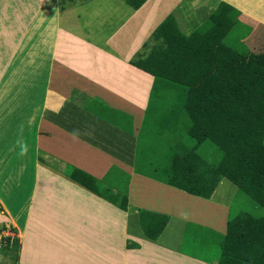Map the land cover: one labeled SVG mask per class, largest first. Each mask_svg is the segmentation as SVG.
<instances>
[{
    "label": "crops",
    "instance_id": "crops-1",
    "mask_svg": "<svg viewBox=\"0 0 264 264\" xmlns=\"http://www.w3.org/2000/svg\"><path fill=\"white\" fill-rule=\"evenodd\" d=\"M186 1L194 0L133 9L124 0H68L52 14L45 75L35 63L29 71L25 91L39 88V97L24 101L22 77L0 83V238L9 239L0 264H218L229 220L262 214L251 199L247 211L225 177L204 198L134 171L138 137L152 136H143L141 116L154 76L130 60L155 44L152 31L168 15L182 33ZM41 2L0 0V74ZM162 66L156 75L168 79ZM110 168L121 185L105 180ZM140 210L167 216L156 237L144 234Z\"/></svg>",
    "mask_w": 264,
    "mask_h": 264
},
{
    "label": "trees",
    "instance_id": "trees-1",
    "mask_svg": "<svg viewBox=\"0 0 264 264\" xmlns=\"http://www.w3.org/2000/svg\"><path fill=\"white\" fill-rule=\"evenodd\" d=\"M124 1L136 9L145 0ZM244 23L247 32L235 36L244 37L238 42L242 46L227 43L234 36L231 32ZM150 39L155 44L145 51L148 43H144V55L137 52L130 63L154 76L144 114L156 101L161 112L156 118L174 125L171 140L176 142L166 145V164L161 162L164 154L141 160L140 148L148 155L158 150L161 138L154 134L147 149L138 147L134 171L204 198L221 177L234 183L262 214L229 220L218 264H264V26L219 0L189 35H183L168 15ZM161 66L158 72L168 79L156 75ZM119 199L125 201V195ZM166 219L140 210L139 224L150 238L156 237ZM8 240L0 238L4 246Z\"/></svg>",
    "mask_w": 264,
    "mask_h": 264
},
{
    "label": "rangeland",
    "instance_id": "rangeland-1",
    "mask_svg": "<svg viewBox=\"0 0 264 264\" xmlns=\"http://www.w3.org/2000/svg\"><path fill=\"white\" fill-rule=\"evenodd\" d=\"M242 1V2H241ZM68 0H43V2L40 3V5L37 7V10L27 26L23 30V34L21 38L18 40L16 47L13 51V53L8 58L7 62L4 64V67L2 69V72L0 74V83L5 84L7 83H14L15 79H20L22 77V84H23V98L24 101L26 99H35L39 97L41 89L39 88L35 89L33 87V92L29 94V92L25 91V89L29 88L30 90V69L32 68V63L35 69L42 68L43 69V75H45L46 71V58H47V38L51 36L54 30V18H53V11L55 12V9H62L64 4H66ZM219 0H194L192 3L189 1H186V3L183 6V9L180 11L181 18H183L185 24L182 27V33L183 35L187 36L189 35L200 23L201 18L205 15L207 11H211L217 4ZM234 2V1H233ZM238 5H236V2H234V5H231V8L233 11H237V9L241 8V13L244 12V15H247L251 19L254 20V22L260 23L262 26H264V0H237ZM200 11V12H199ZM202 14L199 17V14ZM263 20V23L261 20ZM202 22V21H201ZM247 23H244L243 26L240 28H235L230 35H234L232 37H228L226 42L232 43L234 47H241L242 44H238L239 40L244 37L237 38L235 36L237 35H244V33L247 32L246 28ZM244 27V28H243ZM242 30V31H241ZM181 32V30H180ZM243 33V34H242ZM229 35V36H230ZM143 46V45H141ZM40 70V69H39ZM21 74V75H20ZM44 77V76H43ZM6 88V86H4ZM8 93V91H7ZM10 98V96H8ZM135 102V104L140 105V102ZM155 105L156 101L152 102V106H149L148 113L142 114V127L144 126L143 136L146 134H151L154 136L156 134L157 130L161 132V130L170 129L171 131L174 129V125L172 123H163L160 122L161 119L156 118V114L160 112L159 108H156ZM8 108V107H7ZM166 108V106H165ZM24 110L26 108H23ZM0 110L3 111V107ZM165 109H163L164 112ZM0 111V112H1ZM161 113V112H160ZM178 126V125H177ZM7 127L11 130L12 125H7ZM151 127V128H150ZM21 131L24 135L25 132H28L25 130L26 128ZM152 129V130H151ZM25 131V132H24ZM11 132V131H10ZM173 132V131H172ZM174 134V132H173ZM0 136H4L0 132ZM152 136H147L145 138L147 141L152 140ZM182 137L185 141L188 140L187 135L182 133ZM161 142H159L158 150H155L154 153L148 155V153L143 152V149H141V152L138 151V157L140 155L144 158H141V160L148 158H154L155 156H161L164 154V160L162 159L161 162L166 164L168 162L167 155L169 150L166 148L167 143H175L176 140H168L167 136L160 137ZM172 139V138H171ZM144 147L147 149L148 143L144 142V140L140 139L138 142V147ZM149 150V148H148ZM148 155V156H147ZM112 172H109L105 175V180L107 178L113 179L115 177V183L116 184H122V179H117V174L113 172L115 168H110ZM143 169L148 170L149 172H152L151 168L143 167ZM159 174V173H158ZM159 177L162 176V173L158 175ZM121 181V182H120ZM120 184V185H121ZM119 186V185H118ZM120 190H123L122 187ZM120 195H122L123 191L119 192ZM242 197L240 199V202H242L244 208L247 211H251V203L252 201L246 197L243 194H240ZM234 205H232V213H237L236 210H234V206H236V202H233ZM253 204V203H252ZM254 210V208H252ZM9 249V248H8ZM9 258L11 254H13V250L9 249Z\"/></svg>",
    "mask_w": 264,
    "mask_h": 264
},
{
    "label": "clouds",
    "instance_id": "clouds-1",
    "mask_svg": "<svg viewBox=\"0 0 264 264\" xmlns=\"http://www.w3.org/2000/svg\"><path fill=\"white\" fill-rule=\"evenodd\" d=\"M26 150H27V149L25 148L24 151L26 152ZM22 154H23V153H22Z\"/></svg>",
    "mask_w": 264,
    "mask_h": 264
}]
</instances>
